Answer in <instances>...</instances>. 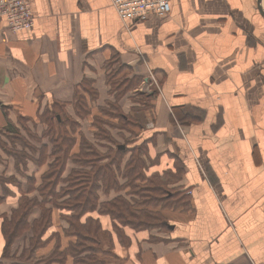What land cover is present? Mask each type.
I'll return each instance as SVG.
<instances>
[{
  "label": "crops",
  "instance_id": "obj_1",
  "mask_svg": "<svg viewBox=\"0 0 264 264\" xmlns=\"http://www.w3.org/2000/svg\"><path fill=\"white\" fill-rule=\"evenodd\" d=\"M30 2L31 31L14 34L0 21V134L15 137L16 146L4 153L0 143V218L14 229L8 226L18 225L14 213L31 206L17 248L22 240L45 241L52 232L42 240L26 234L40 228L43 213L74 197L59 191L61 183L68 186L64 173L40 172L49 145L35 124L47 106L66 104L74 114L82 98L92 108L118 104L127 121H148L134 125V137L122 130L125 143L108 151L121 159L97 186L98 207L109 202L110 190L120 197L140 184H149V194L182 191L187 200L166 209L173 217L159 234L123 230L95 208L99 244L115 262L107 264H264V0H173L169 17L127 26L110 0ZM143 82L156 86L151 94L143 93ZM4 229L0 219V262L8 248ZM53 246L54 240L32 258H44ZM13 247L10 256L18 258Z\"/></svg>",
  "mask_w": 264,
  "mask_h": 264
},
{
  "label": "rangeland",
  "instance_id": "obj_2",
  "mask_svg": "<svg viewBox=\"0 0 264 264\" xmlns=\"http://www.w3.org/2000/svg\"><path fill=\"white\" fill-rule=\"evenodd\" d=\"M143 85H145V82H143L142 87ZM155 87L156 86L151 89H154ZM141 100L142 101L138 102H141L143 106L145 101L144 99ZM61 105V107L58 105L47 106L45 108L46 111L44 110L45 115H42L38 123L35 124V126L39 124L42 125L40 128H37V130H40L39 133L43 131L42 134L45 136V144L49 145L46 149L47 156L44 159V166L40 172H42V174L45 172L47 176L53 177H59L60 174L64 173L62 177L64 178L63 180L68 182V186L63 189L62 187H64L65 182L61 183L59 191L61 190V193L66 191H68V193H73L77 189H83L84 194L80 198L74 196L72 200L66 201L64 205L52 209L53 211L51 210L43 213V221L39 231H37V229L35 231L31 230L29 231L31 232L30 234H26L30 237L32 235L30 238L32 240L35 236H37V233H39L38 236H40V239L42 240L45 238L48 231L52 232L49 237L45 238V241L42 240L41 242H37L35 240L29 245V242L27 244L26 241L22 240L20 245L18 244L19 248H17V241L22 238L20 236L25 234V226L9 222L8 226L11 225L14 229L8 230L5 216L0 218L1 223L5 226L3 233L8 243L5 258L2 262H0V264H9L10 262L5 261L10 260L18 261V263H23L25 261V264H36V256L34 258L30 257L33 254L37 255V252L41 249L47 248V245L53 240V248L47 253V256H43L44 258H48V261L51 259H57L58 261L63 262V264H66L68 259L71 258L73 264L111 263L114 262V260L111 258L110 252L103 251L99 244L98 234L100 225L99 221L94 219L92 216V211L98 209L97 211L100 213L99 216L107 214L113 221L115 216L112 214L117 215V212H124L125 216H121V221H118V224L122 226L121 228L123 230L127 229L123 226H130L134 229H140V231L148 234H159L162 231H168L166 227L164 228L163 224L166 220L170 221L173 217V214H165L166 209L170 210L169 212H172V210L176 211L178 206L180 207L182 203L187 205L186 197L182 191L176 193V189L163 188L162 191L157 189L149 194L146 193V191L150 190L149 184H140L143 187L139 188V190H137L138 188H124L126 189L125 194L121 193V195H119L122 197L121 199L125 200L127 204H129L131 207L129 210L124 209V204H114V201L120 198L115 197L117 195V191L115 189L110 190V194L107 195V197H109V202L106 203V201H104L106 204H102V206L98 207V202L95 197L97 194V186H103L104 183L102 181L110 179V170L114 172L115 169H117L112 166V163L118 162L121 159V155L119 153H112L108 156V151L116 149L117 152L119 143H125L122 130L125 131L127 134L126 136L129 135L130 137H134V125L137 126L143 124L144 122L147 123L148 121L145 119L143 122V120L141 121L137 118V116L134 118L129 117L130 120L128 121L125 120V116L122 117L123 110L119 108L118 104H116L115 107L102 108L98 103H94V108H92L89 107L87 102H84L81 98L73 104L74 114L72 115H70L67 111L68 105ZM144 108L147 109V106ZM32 125L33 124H30V127H33ZM14 138L15 137L11 138L10 135L6 138V136L0 134V143L4 145L3 146L1 144L4 148L2 149L4 153L5 151L9 152L16 147ZM109 138L113 139L115 143L112 142L111 145L107 144L109 143ZM38 145L40 146V144ZM99 146L102 147L100 148ZM3 156L4 154H0V163L2 166L5 164ZM108 157L109 161L102 163V160H107ZM122 159L124 160L125 157L123 156ZM109 164L111 165V168ZM88 167L90 170H88ZM119 179L121 180V178ZM48 183H46V185ZM110 183V186H114L116 182L115 180H110ZM159 183H161V181H158L155 184L157 185ZM52 188V186L50 187L48 185L45 195L46 200H49V190ZM111 193H113V197L115 198L111 197ZM134 193L135 196H133ZM173 196L175 197L174 199L166 201L167 198ZM57 200L58 198L53 197L52 203L61 204L59 201H62V199L59 201ZM88 201H90V204L86 205L87 214L85 213L80 218V221H78L79 218L77 219V217H75L76 213H74V211L62 208L63 206H77V203H88ZM24 205L26 204L23 203V206ZM83 208L84 207H82V209ZM20 211L21 210L14 213L13 221L18 222V219L15 218ZM89 213L91 215H89V217H92L91 219L89 218V220H86V217L83 218ZM133 216L136 218H133ZM81 219L87 221V227L90 229L93 236V238L91 236L86 239V241L80 239L76 235L77 229L75 227H78L79 223L81 224ZM138 221H141L143 224L138 225ZM56 223L59 224L57 232L60 233H53L56 228ZM115 231L118 239L122 238L123 232L120 228H115ZM140 231L135 233H141ZM57 234H61L64 239L68 240V242L66 241V245H61ZM12 244H14V251L20 254L18 258L15 254L14 257L10 256V247ZM82 244L86 246V251L79 254Z\"/></svg>",
  "mask_w": 264,
  "mask_h": 264
},
{
  "label": "built area",
  "instance_id": "obj_3",
  "mask_svg": "<svg viewBox=\"0 0 264 264\" xmlns=\"http://www.w3.org/2000/svg\"><path fill=\"white\" fill-rule=\"evenodd\" d=\"M173 0H110L112 8L125 26L144 23L150 18L169 17ZM0 21L14 34L31 31L35 15L30 0H0ZM148 79L157 85L152 74Z\"/></svg>",
  "mask_w": 264,
  "mask_h": 264
},
{
  "label": "trees",
  "instance_id": "obj_4",
  "mask_svg": "<svg viewBox=\"0 0 264 264\" xmlns=\"http://www.w3.org/2000/svg\"><path fill=\"white\" fill-rule=\"evenodd\" d=\"M147 95H148V93H147ZM48 185L50 187L52 186L51 183L49 182L45 186L46 189L48 188ZM157 189L159 190V188H157ZM49 193H51V190H49ZM69 194H72L73 196H76V197L80 198L84 194V191H83V189H80V190L77 189V190H75V192L69 193ZM69 194H67V195H69ZM70 200H72V198H70ZM157 200H159V199H157ZM114 202H115L114 204H116V205H119V203L124 204V206H125L124 209L125 210H127V209L129 210V208H131L129 206V204H127V202L125 200L121 199V198L115 200ZM84 203L85 202L77 203L76 204L77 206H73V207L69 206V208H71V210L74 211V213H76L75 217H77V219L79 218L78 221H80V218L87 212L86 211V209H87L86 205L90 204V201H88V203H85V204ZM82 207H84V208L82 209ZM30 208H31V206L27 203L26 205H24L21 208V211L18 212V214H17V216L15 218V219H18V225L26 226V224H27L26 217H27V214L30 211ZM112 215L115 216L116 220L121 221L120 220L121 216H125V213L124 212H117V215H115V214H112ZM133 218H136V217L133 216ZM138 223H139L138 225L143 224L141 221H138ZM41 225H42V223H41ZM72 226L75 227L74 225H72ZM75 228L77 229L76 235L80 239H83V240L86 241V239H88V238H90L92 236V234L90 232V229L87 227V224H80L79 223V226L75 227ZM37 231H39V229H37ZM92 238H93V236H92ZM85 247L86 246H84V244H82L81 249L79 250L80 251L79 254L84 253L86 251ZM30 258H32V256ZM53 263L63 264V262L58 261L57 259H51V260L48 261V258H42V259H37L36 260V264H53Z\"/></svg>",
  "mask_w": 264,
  "mask_h": 264
},
{
  "label": "bare ground",
  "instance_id": "obj_5",
  "mask_svg": "<svg viewBox=\"0 0 264 264\" xmlns=\"http://www.w3.org/2000/svg\"><path fill=\"white\" fill-rule=\"evenodd\" d=\"M142 89H143V93H148V94H151L152 93V89L151 88H149L148 86H143L142 87Z\"/></svg>",
  "mask_w": 264,
  "mask_h": 264
}]
</instances>
